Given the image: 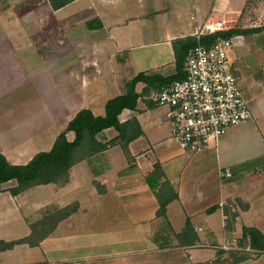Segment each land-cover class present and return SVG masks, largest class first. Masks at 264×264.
<instances>
[{
  "label": "crops",
  "instance_id": "1",
  "mask_svg": "<svg viewBox=\"0 0 264 264\" xmlns=\"http://www.w3.org/2000/svg\"><path fill=\"white\" fill-rule=\"evenodd\" d=\"M77 1L84 16L79 40L34 43L45 63L60 57L63 61L61 70L51 71L50 81L40 83L37 74L24 72L18 59L11 61L20 76L15 82L19 92L15 101L0 103L5 115L18 111L13 121L0 118V154L11 164H24L36 152L47 151L79 109L103 115L106 101L122 94L124 83L136 73L171 74V41L197 35L203 25L215 20L211 18L216 13L213 5L201 15L192 1L190 11L177 13V22L170 28L163 15L171 6L168 0H140L134 6L119 0H73L56 10L42 0L35 8L54 14L75 7ZM229 4L217 13L225 15ZM228 57L247 101L249 120L229 127L215 144L185 151L170 138L167 109L150 101V90L137 99L133 110L122 109L117 116L120 122L135 119L141 130L127 144V154L115 144L79 155L62 184L34 185L16 195L7 190L14 184H2L0 240L4 242L27 237L30 224L46 208L70 204L76 208L34 245L15 243L0 250V264H264V250L249 246L251 251H246V239L237 249L219 248L223 239L232 236L238 244L243 226L254 227L264 236V32L233 36ZM4 60L6 55H0V62ZM7 69L0 64V78L5 75L0 93L4 94L14 89ZM142 87L137 83L135 90ZM39 97L50 104L48 110L33 111V99ZM50 124H57L58 131L45 136ZM115 135L113 128H105L96 139L105 142ZM65 136L73 139L71 131ZM155 164L160 175L151 177L156 185L152 189L146 176ZM164 181L177 198L167 203L161 217L156 216L155 192L163 193ZM31 192L39 197H24ZM186 218L193 241L177 237Z\"/></svg>",
  "mask_w": 264,
  "mask_h": 264
},
{
  "label": "trees",
  "instance_id": "2",
  "mask_svg": "<svg viewBox=\"0 0 264 264\" xmlns=\"http://www.w3.org/2000/svg\"><path fill=\"white\" fill-rule=\"evenodd\" d=\"M73 0H47L53 10L59 9ZM89 25V24H88ZM91 27V26H90ZM263 31L264 25L253 27H231L222 29L213 33H203L200 35H187L175 38L171 41L174 70L171 74L161 75L154 72L140 71L124 83V92L109 98L104 105L103 115H93L89 109L81 108L66 123L65 127L55 136L51 147L47 151L36 152L24 164H11L0 154V191L3 183L14 181V185L7 190L10 194L16 195L25 189L34 186L49 183L62 184L68 179V170L78 159L79 155H91L93 153L105 150L112 145H119L122 151L127 154V144L141 134L139 125L135 119L125 122L118 120V114L122 109L133 110L137 99L146 95L150 90L158 89L168 85L175 80L184 77L183 66L188 50L196 45H211L216 38H230L236 35H246ZM142 83L143 87L139 92L135 90V85ZM113 128L116 131L114 138L105 142L96 139V134L105 128ZM73 133V139H66V132ZM160 175L159 166L154 165L152 172L146 176V181L152 189L156 185L151 183V177ZM163 193L156 191L158 208L156 216L165 215V207L169 201L176 199V193L171 185L164 181ZM76 208L75 204L66 205L62 208H46L42 216L30 224L31 232L27 237L14 241L4 242L0 240V250L12 247L15 243H28L34 245L38 239L48 230H51L60 219L72 213ZM191 230L190 223L186 218L184 226L178 238L193 241L189 236ZM41 233L35 235V233ZM247 240L249 246L258 251L264 250V236L254 227H245L241 229V236L238 239V245H242Z\"/></svg>",
  "mask_w": 264,
  "mask_h": 264
},
{
  "label": "built area",
  "instance_id": "3",
  "mask_svg": "<svg viewBox=\"0 0 264 264\" xmlns=\"http://www.w3.org/2000/svg\"><path fill=\"white\" fill-rule=\"evenodd\" d=\"M224 29L223 21L202 26L197 35ZM232 38H216L209 46L196 45L185 58L184 77L152 90L150 101L165 107L170 138L185 151L195 152L211 143L231 126L250 119L247 101L232 73L228 52ZM225 176H229L225 172ZM219 248L237 249V238H225ZM246 251H251L248 244Z\"/></svg>",
  "mask_w": 264,
  "mask_h": 264
},
{
  "label": "rangeland",
  "instance_id": "4",
  "mask_svg": "<svg viewBox=\"0 0 264 264\" xmlns=\"http://www.w3.org/2000/svg\"><path fill=\"white\" fill-rule=\"evenodd\" d=\"M168 1L171 6L163 15H166L168 27L170 28L177 22L174 19V17H178L177 13L185 15L190 11L192 1H196L201 15L208 10L209 6L211 8L215 5L216 13L211 19H215L214 21H223L224 29L264 25V0H176V4L173 3L174 0ZM119 2L120 4L134 6L138 5L140 0H119ZM227 2L230 3V11L226 12L225 15L218 14L217 10L223 4L226 5ZM41 4L42 0H0V55H6V60L1 61L0 64L8 68L7 75L11 82L10 86H14V89L9 90L7 94H4L6 92L0 93V103L2 104H5L6 101L8 103L15 101L19 92V88H16L15 82L18 81L20 76L18 77V71L14 68L13 64L15 63L11 61H15V58L16 60L18 59L24 72L26 74H37L40 83L50 81L51 71H54L56 74L58 70H61L63 61L60 57V59L56 60L49 59L45 63L36 51L35 41L79 40L82 37L80 33V22L84 20V16L79 14L78 1L74 3L75 7L74 5L66 7L62 11L65 14L62 12L48 14V12L37 10L35 6ZM218 15L220 16L217 17ZM66 17L70 18L72 26L68 24V20L64 21ZM70 32L71 34H69ZM3 74L0 78V85L1 80L3 81L5 79V75ZM46 88L44 87L45 91H47ZM24 90L26 91V95L31 96V92L27 88H24ZM47 105L50 104L43 102L39 97L36 102L33 99L32 109L33 111H36L37 108L39 110L42 108L48 110ZM4 113V108L0 107V118L2 122H10L18 117V111L15 109L10 114L5 115ZM57 129V124H50L44 130L43 134L45 136L47 134L50 135L52 131H56L57 133ZM8 184H14V181L6 182L3 185L7 186ZM24 197L33 200L38 198L39 194L31 192L26 193Z\"/></svg>",
  "mask_w": 264,
  "mask_h": 264
}]
</instances>
